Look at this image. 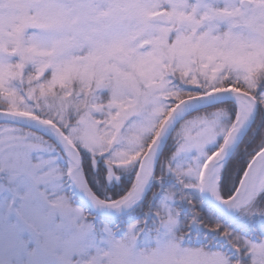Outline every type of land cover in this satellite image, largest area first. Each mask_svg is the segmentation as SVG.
Wrapping results in <instances>:
<instances>
[{
	"label": "snow or ice",
	"instance_id": "obj_1",
	"mask_svg": "<svg viewBox=\"0 0 264 264\" xmlns=\"http://www.w3.org/2000/svg\"><path fill=\"white\" fill-rule=\"evenodd\" d=\"M0 264H264V0H0Z\"/></svg>",
	"mask_w": 264,
	"mask_h": 264
}]
</instances>
